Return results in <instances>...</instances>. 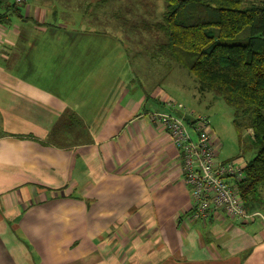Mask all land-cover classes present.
I'll use <instances>...</instances> for the list:
<instances>
[{"label": "crops", "instance_id": "obj_1", "mask_svg": "<svg viewBox=\"0 0 264 264\" xmlns=\"http://www.w3.org/2000/svg\"><path fill=\"white\" fill-rule=\"evenodd\" d=\"M122 1L26 0L0 25V264H264V221L192 219L150 120L182 115L161 85L171 61L132 64L90 25L107 6L113 27Z\"/></svg>", "mask_w": 264, "mask_h": 264}, {"label": "trees", "instance_id": "obj_2", "mask_svg": "<svg viewBox=\"0 0 264 264\" xmlns=\"http://www.w3.org/2000/svg\"><path fill=\"white\" fill-rule=\"evenodd\" d=\"M163 2L160 21L148 24L143 19L131 29L160 35L163 38L157 44L160 56L187 70L200 89L220 97L232 108L235 117L248 118L246 130L250 132L255 155L241 167L240 180L227 181L233 182L246 212L261 213L264 209V0ZM21 7L14 0H0V8L4 10L0 12V25L12 16L21 17Z\"/></svg>", "mask_w": 264, "mask_h": 264}, {"label": "rangeland", "instance_id": "obj_3", "mask_svg": "<svg viewBox=\"0 0 264 264\" xmlns=\"http://www.w3.org/2000/svg\"><path fill=\"white\" fill-rule=\"evenodd\" d=\"M108 9L111 14L114 11L110 7H105V11L101 13V26L90 25L97 27L100 31L115 35L126 48L128 59L132 64L137 61L138 57L147 60V57L155 59L156 55H161L157 49V44L163 41L160 35L143 32L141 29H131V26L143 19L148 24L160 21L164 10L163 0H123L117 6L115 14L117 19L112 20L113 27L109 25ZM91 12H77L76 14L80 17L82 13H86L90 17ZM61 13L64 12L61 10ZM59 14L58 19L63 21L65 17ZM81 26L84 27L83 24ZM93 26L90 28L95 29ZM152 67H155L154 63ZM161 83L169 99L178 103L185 111L207 117L213 138L215 137L216 154L219 161L233 158L236 164L243 166L254 157L255 151L250 145L251 137L249 131L246 130L249 122L247 117H235L232 108L220 97L211 91L200 89L193 75L172 61L169 78L167 77Z\"/></svg>", "mask_w": 264, "mask_h": 264}, {"label": "built area", "instance_id": "obj_4", "mask_svg": "<svg viewBox=\"0 0 264 264\" xmlns=\"http://www.w3.org/2000/svg\"><path fill=\"white\" fill-rule=\"evenodd\" d=\"M14 2L21 6L26 0ZM168 105L181 112L180 118L161 113L153 114L150 120L166 131L180 157L183 182L192 197V219H205L213 209H219L238 223L257 218L264 221L262 213L244 210L232 182L240 180L242 166L234 161L223 163L217 159L207 118L187 112L179 104L168 102Z\"/></svg>", "mask_w": 264, "mask_h": 264}]
</instances>
